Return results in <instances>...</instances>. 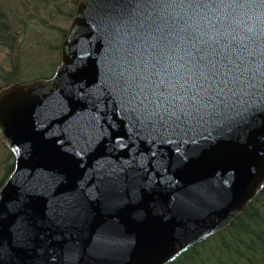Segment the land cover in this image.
Wrapping results in <instances>:
<instances>
[{
	"label": "water",
	"instance_id": "1",
	"mask_svg": "<svg viewBox=\"0 0 264 264\" xmlns=\"http://www.w3.org/2000/svg\"><path fill=\"white\" fill-rule=\"evenodd\" d=\"M0 144V264L173 263L264 191V0H78Z\"/></svg>",
	"mask_w": 264,
	"mask_h": 264
},
{
	"label": "trees",
	"instance_id": "2",
	"mask_svg": "<svg viewBox=\"0 0 264 264\" xmlns=\"http://www.w3.org/2000/svg\"><path fill=\"white\" fill-rule=\"evenodd\" d=\"M78 0H0V91L51 77ZM14 167L0 144V190ZM171 264H264V191L222 232Z\"/></svg>",
	"mask_w": 264,
	"mask_h": 264
}]
</instances>
